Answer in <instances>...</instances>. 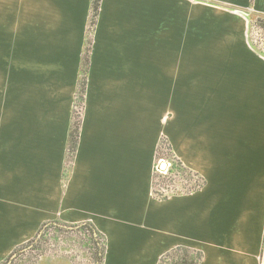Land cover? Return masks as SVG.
Segmentation results:
<instances>
[{"label": "crops", "instance_id": "1", "mask_svg": "<svg viewBox=\"0 0 264 264\" xmlns=\"http://www.w3.org/2000/svg\"><path fill=\"white\" fill-rule=\"evenodd\" d=\"M184 1L100 0L90 28L92 0H0V260L48 224L90 226L101 264H264V56L252 20ZM161 139L200 189L152 197Z\"/></svg>", "mask_w": 264, "mask_h": 264}, {"label": "rangeland", "instance_id": "2", "mask_svg": "<svg viewBox=\"0 0 264 264\" xmlns=\"http://www.w3.org/2000/svg\"><path fill=\"white\" fill-rule=\"evenodd\" d=\"M184 2L185 8H190L192 6L211 8L217 12L235 15L248 25L249 21L252 20L253 23L257 17H260L257 14H254L250 7H235L220 0H185ZM246 14H251V17L248 18L249 15L247 16ZM259 19L261 22H264V18L260 17ZM252 23L249 25L248 34V39L251 41L250 45L254 50L264 56V27L260 28L257 27V25L253 26ZM9 88L11 89L10 86ZM170 157H168V152L165 149L162 151L160 159L156 160L153 170L158 176L157 183L168 185L175 181V185L181 183L184 185L187 183L193 185L196 178L191 174H182L177 173L176 171L175 174L170 175L168 170L166 173L165 169H160L161 164L164 163L166 166L167 163H172ZM166 189H169V187ZM168 192L166 193L172 194ZM37 240H39L38 243L32 242L29 244L28 242L27 244L20 246L8 258L0 260V264H94V247L91 245L86 234L50 229L49 231L44 230ZM176 254L177 255L173 257L174 259H167L165 264L173 263L177 259L181 257L185 258L186 256L187 262L189 263L191 262L190 258L194 257V255L183 251Z\"/></svg>", "mask_w": 264, "mask_h": 264}, {"label": "trees", "instance_id": "3", "mask_svg": "<svg viewBox=\"0 0 264 264\" xmlns=\"http://www.w3.org/2000/svg\"><path fill=\"white\" fill-rule=\"evenodd\" d=\"M99 2H100V0H92L91 13H90V19H89V27L90 28L95 25L97 13H98V8H99ZM259 18L260 17H257L255 19V21L252 23V25L253 26L257 25V27L263 28L264 22H261ZM86 63H87V59L85 58L84 66H86ZM85 86H86L85 79L82 77L78 83V89H77L75 104H74V109H73L72 123H71V128H70L69 137H68V145H67V157H68V159L73 158L75 151H76V148H77L78 137H79V128H80V123H81L80 115H81L82 107H83ZM165 149L168 152V157L171 156L170 158L172 161L171 168L168 170L170 175L175 174V172L177 171V173L191 174L193 177L196 178L194 184L193 185L190 184L189 188H187V185H180V187L183 190H186L184 193H190V192H193V191L200 189L203 186V180L197 174L192 173V172L188 171L187 169H185L182 166V164L176 160V158H175V156L171 150V147H170V145L166 139H161L159 142V145H158L157 150H156V160L160 159L162 151H164ZM157 179H158V176L155 174V171H154L153 180H152V193H153V197L156 200H159V201L166 200L168 198V195L166 194V192H168V191L170 193H172V195H177L176 194L177 191L175 188L178 185H175V181H174V183H170L168 185L164 184V183L162 185V183L161 184L157 183ZM167 187H169V189H166ZM49 229L50 228H49L48 224L41 227L39 236L42 234V232L44 230L49 231ZM91 229L92 228H90V226L84 225V226H81L78 231H80V234L81 233L86 234L88 236V239H89L91 245L94 247V264H101L102 257H103V242L99 236H97V237L93 236ZM38 237H37V239H38ZM37 239L32 240L31 242H29V244H31L32 242L38 243L39 240H37ZM182 251L185 253H189L185 249L176 248V249L168 252L164 256H162L161 259L159 260L158 264H165V261L167 259H172L175 255H177L176 253H179ZM192 255H194V257L190 258L191 262H189V263L187 262V256H186L185 258L181 257V258L177 259L176 261H174L173 263H169V264H197V262L199 260V256L197 254H192Z\"/></svg>", "mask_w": 264, "mask_h": 264}, {"label": "built area", "instance_id": "4", "mask_svg": "<svg viewBox=\"0 0 264 264\" xmlns=\"http://www.w3.org/2000/svg\"><path fill=\"white\" fill-rule=\"evenodd\" d=\"M167 167V168H166ZM171 168V163H167L166 164V166L163 168V169H165V172L167 173V170H169ZM161 169V168H160ZM163 169H161V170H163ZM160 170V171H161ZM165 172H163V173H165ZM180 185H184L183 183H181V184H179L178 186H176V194H185L184 192L186 191V190H183L181 187H180ZM185 185H187V188H189L190 187V183H187V184H185ZM192 185V184H191ZM168 193H170V192H168ZM167 194V193H166ZM152 195H153V193H152ZM168 195V197H170V196H173L172 194H167ZM154 198V197H153Z\"/></svg>", "mask_w": 264, "mask_h": 264}, {"label": "water", "instance_id": "5", "mask_svg": "<svg viewBox=\"0 0 264 264\" xmlns=\"http://www.w3.org/2000/svg\"><path fill=\"white\" fill-rule=\"evenodd\" d=\"M164 167H165V164L164 163L161 164L160 168L163 169ZM263 259H264V257H263Z\"/></svg>", "mask_w": 264, "mask_h": 264}]
</instances>
